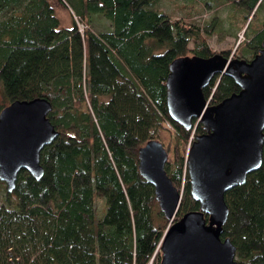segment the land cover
Segmentation results:
<instances>
[{"label":"trees","instance_id":"1","mask_svg":"<svg viewBox=\"0 0 264 264\" xmlns=\"http://www.w3.org/2000/svg\"><path fill=\"white\" fill-rule=\"evenodd\" d=\"M158 1L61 0L73 11L64 27L49 0H0V92L6 101L0 110L15 99L45 97L58 130L40 151L41 177L21 169L14 189L5 187L0 264L158 262L170 220L139 172L138 149L158 139L166 123L176 138L164 145L165 169L182 190L174 219L199 208L189 190L186 151L204 127L193 119L186 128L170 117L165 80L175 57L215 52L204 36L211 30L171 17ZM232 3L245 20L250 17L244 41L250 49L239 51V42L232 54L253 56L264 37V17L257 30L247 29L264 0ZM93 14L111 27L81 29L79 22L88 24ZM221 52L228 56L231 49ZM238 89L231 76L215 74L203 91L215 103ZM224 198L229 213L221 237L235 244L239 264H264V143L259 168Z\"/></svg>","mask_w":264,"mask_h":264},{"label":"water","instance_id":"2","mask_svg":"<svg viewBox=\"0 0 264 264\" xmlns=\"http://www.w3.org/2000/svg\"><path fill=\"white\" fill-rule=\"evenodd\" d=\"M215 74L231 76L239 89L210 103L203 88ZM165 86L170 117L186 128L195 119L204 131L192 136L186 151L189 190L199 208L177 219L182 190L165 169L164 144L152 139L138 149L139 172L170 220L159 243V264H239L235 244L221 237L229 213L224 194L262 162L264 37L249 59L221 51L177 56L169 63ZM51 108L50 100L37 96L15 99L0 110V180L8 192L21 169L41 177L40 151L58 135L48 117Z\"/></svg>","mask_w":264,"mask_h":264},{"label":"rangeland","instance_id":"3","mask_svg":"<svg viewBox=\"0 0 264 264\" xmlns=\"http://www.w3.org/2000/svg\"><path fill=\"white\" fill-rule=\"evenodd\" d=\"M49 1L59 17L61 26H70L71 19L73 18V11L63 4L61 0ZM232 2L233 0H159L157 6L171 17H176L183 21L196 24L201 28L202 32L203 28H209L211 31H209L208 34L204 33V36L209 46L215 52L224 49H231V53H233L239 42H243L240 45L239 51H242L243 49L244 51H247L250 49V45L244 43L247 38L245 27L250 17L245 20V12L236 9ZM263 17L264 8L260 13L259 18H257L256 21H252L253 23H250L251 25H249L247 30H249V32L250 30L251 32L252 30H257L260 27L261 19ZM214 18H217L216 22L218 24L211 29L210 24ZM79 26L81 29L88 26L96 32L107 30L111 27L110 21L107 18L95 14L91 15V20L88 24L79 22ZM189 46H193V40L189 42ZM251 53L248 51L246 58H251ZM188 54L191 55L192 53ZM5 102L6 101L0 92V104H4ZM166 125L168 128L159 131L158 139L168 147V145L175 140L176 131L169 123H166ZM5 187V183L0 182V200L4 196ZM95 208L98 212L101 211V200H95ZM152 264H157L156 258H153Z\"/></svg>","mask_w":264,"mask_h":264},{"label":"built area","instance_id":"4","mask_svg":"<svg viewBox=\"0 0 264 264\" xmlns=\"http://www.w3.org/2000/svg\"><path fill=\"white\" fill-rule=\"evenodd\" d=\"M152 260H153V257L149 260L147 264H152ZM157 264H159V262H157Z\"/></svg>","mask_w":264,"mask_h":264}]
</instances>
